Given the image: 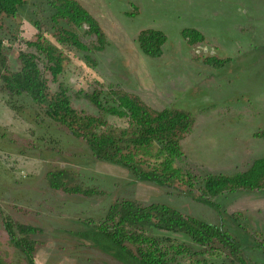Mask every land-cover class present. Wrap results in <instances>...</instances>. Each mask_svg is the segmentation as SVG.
<instances>
[{
	"label": "rangeland",
	"instance_id": "rangeland-1",
	"mask_svg": "<svg viewBox=\"0 0 264 264\" xmlns=\"http://www.w3.org/2000/svg\"><path fill=\"white\" fill-rule=\"evenodd\" d=\"M76 1L107 37V47L96 56L100 74L153 109L173 106L193 114L195 126L182 142L189 163L207 173L232 175L264 152V141L253 137L264 128V0ZM23 14L20 35L30 38L35 30ZM183 28L201 31L205 42L188 48L180 36ZM146 29L166 36L158 58L145 57L134 42ZM207 56L227 59L226 65L213 69L203 62ZM58 168L77 172L105 197L84 201L50 191L45 173ZM189 196L184 189L136 182L125 170L95 161L80 141L27 100L0 92V264H119L79 235L86 230L80 220L99 219L121 199L163 203L200 221L220 222L244 247L248 264H264L259 248L264 192L223 195L216 200L219 216ZM234 215H241L239 222ZM7 224L37 230L29 237L30 259L11 242Z\"/></svg>",
	"mask_w": 264,
	"mask_h": 264
},
{
	"label": "trees",
	"instance_id": "trees-1",
	"mask_svg": "<svg viewBox=\"0 0 264 264\" xmlns=\"http://www.w3.org/2000/svg\"><path fill=\"white\" fill-rule=\"evenodd\" d=\"M20 13L35 30L30 38L20 35ZM180 36L188 48L205 42L197 29L183 28ZM134 42L145 57L158 58L166 36L146 29ZM107 45L97 20L76 0H0V92L27 100L80 141L95 161L125 170L136 182L184 189L217 216L216 200L223 195L264 192V152L232 175L207 173L189 163L182 142L195 126L193 114L173 106L153 109L100 74L96 56ZM203 62L219 69L227 59L207 56ZM82 68L81 78L72 76ZM253 137L264 141V128ZM45 182L52 192L84 201L105 197L73 170H49ZM233 217L239 222L241 215ZM80 222L86 230L79 238L119 264H248L244 247L220 222L206 223L163 203L116 200L99 219ZM6 227L13 245L30 259L29 237L37 230ZM17 233L24 237L17 240ZM259 245L264 255V244Z\"/></svg>",
	"mask_w": 264,
	"mask_h": 264
}]
</instances>
